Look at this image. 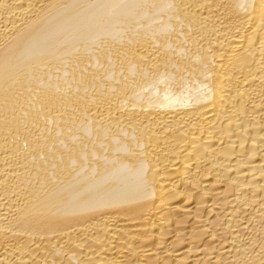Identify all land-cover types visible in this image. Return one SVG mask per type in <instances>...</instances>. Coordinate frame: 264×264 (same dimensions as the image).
Here are the masks:
<instances>
[{
	"label": "bare ground",
	"instance_id": "obj_1",
	"mask_svg": "<svg viewBox=\"0 0 264 264\" xmlns=\"http://www.w3.org/2000/svg\"><path fill=\"white\" fill-rule=\"evenodd\" d=\"M0 264H264V0H0Z\"/></svg>",
	"mask_w": 264,
	"mask_h": 264
}]
</instances>
